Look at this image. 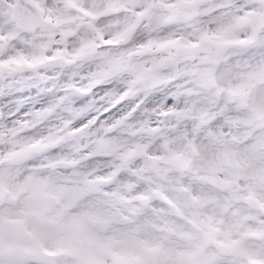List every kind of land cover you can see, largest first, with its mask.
Instances as JSON below:
<instances>
[{"label":"snow or ice","instance_id":"6c2138e0","mask_svg":"<svg viewBox=\"0 0 264 264\" xmlns=\"http://www.w3.org/2000/svg\"><path fill=\"white\" fill-rule=\"evenodd\" d=\"M202 2L0 0V264H264V246L249 243L264 240V136L221 134L203 169L175 176L85 168L98 154L78 142L116 111L75 108L90 95L77 69L96 58L156 90L161 117L179 96L204 95L202 125L227 126L236 100L254 99L264 120V63H253L264 24L236 39L234 0ZM58 112L68 118L53 125Z\"/></svg>","mask_w":264,"mask_h":264},{"label":"clouds","instance_id":"9594fccd","mask_svg":"<svg viewBox=\"0 0 264 264\" xmlns=\"http://www.w3.org/2000/svg\"><path fill=\"white\" fill-rule=\"evenodd\" d=\"M212 6L211 0H204L199 5L201 9ZM225 20L236 25L232 34L234 38L247 40L255 24H264V5L256 3V0H234ZM261 38L264 39V33H261ZM253 63H264V53L255 56ZM77 71L82 77L78 83L88 88L90 95L86 99L81 98L75 104L76 109L84 115L92 111L102 115L110 108H116L90 130V135L78 141L93 154H98L96 159L84 161L85 168L106 173L111 168L121 167L125 171L136 169L149 174H154L158 169H167L170 176H175L177 173L203 169L214 157V145L221 134L234 137L237 141L252 134L264 136V120L259 125L254 123L257 119L253 111L254 99H249L246 105L238 100L230 103L227 126L223 123L202 125L201 116L208 110L204 95L179 96L176 101L178 111L174 115L161 117L158 112L164 110L163 105L148 103L156 90L146 94L143 85H129L132 77L126 74L110 77L103 58L86 62ZM67 78L65 75L60 83L63 84ZM236 82L232 81L233 84ZM100 85H103V90ZM256 99H259L258 95ZM68 115L58 112L52 120L53 125H58L60 119H66ZM117 120L120 123L113 128ZM153 125L162 128L163 134L149 131ZM106 128H112V131L105 132ZM230 147L235 149L240 145L233 143ZM255 165L264 167V161H256ZM132 179L130 175H123L117 182L118 186L126 189ZM260 198L264 200V192L260 193ZM249 243L264 246V240H250Z\"/></svg>","mask_w":264,"mask_h":264}]
</instances>
